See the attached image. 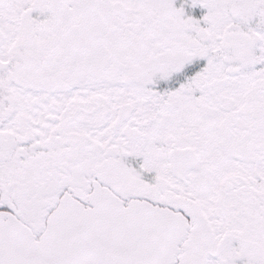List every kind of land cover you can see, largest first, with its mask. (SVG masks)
I'll use <instances>...</instances> for the list:
<instances>
[{
    "label": "snow or ice",
    "instance_id": "1",
    "mask_svg": "<svg viewBox=\"0 0 264 264\" xmlns=\"http://www.w3.org/2000/svg\"><path fill=\"white\" fill-rule=\"evenodd\" d=\"M0 264H264V0H0Z\"/></svg>",
    "mask_w": 264,
    "mask_h": 264
}]
</instances>
